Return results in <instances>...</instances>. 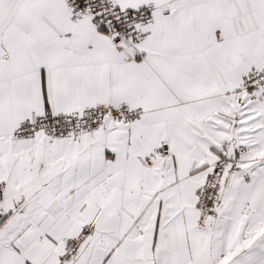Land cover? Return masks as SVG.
I'll return each instance as SVG.
<instances>
[{"label":"snow or ice","instance_id":"snow-or-ice-1","mask_svg":"<svg viewBox=\"0 0 264 264\" xmlns=\"http://www.w3.org/2000/svg\"><path fill=\"white\" fill-rule=\"evenodd\" d=\"M0 264H264V0H0Z\"/></svg>","mask_w":264,"mask_h":264}]
</instances>
